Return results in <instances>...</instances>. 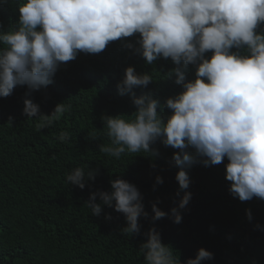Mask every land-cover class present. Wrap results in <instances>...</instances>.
<instances>
[{
	"label": "clouds",
	"instance_id": "9594fccd",
	"mask_svg": "<svg viewBox=\"0 0 264 264\" xmlns=\"http://www.w3.org/2000/svg\"><path fill=\"white\" fill-rule=\"evenodd\" d=\"M18 10V27L0 29V45H4L0 47V98L26 86L23 114L37 119V131L52 127L68 110L61 102L44 114L31 99L34 91L53 83L62 63L80 53L99 54L110 42L139 34L135 44L125 42V46L149 65L170 58L174 67L166 78L174 76L182 91L165 98L164 106L172 110L165 118L157 111L159 99L136 96L133 91L147 87L153 75L126 67L117 89L121 95H132L135 111L130 118L102 117L109 143L99 144V151L119 160L126 153L156 158L160 155L154 147L157 141L177 149L171 164L179 169L175 179L185 190L171 209L177 224L192 196L187 191L186 168L197 163L219 165L226 157L230 194L241 202L264 200V30H257L264 25V0H23ZM209 52L211 56H206ZM189 65L195 67L194 79L187 78ZM70 137V132L61 131L57 139L69 142ZM95 175L94 169L76 167L66 174L65 182L84 189L86 180H94ZM162 183L156 175L155 184ZM110 186V191L90 193L85 204L91 214L100 216L103 206L114 208L126 220L122 234L140 235L139 218H147L148 212L139 188L119 177ZM157 203L151 205L153 227L144 233L147 239L140 251L145 264H180L154 226L168 215ZM246 215L252 219L250 209ZM213 258L211 251L201 247L184 264H203Z\"/></svg>",
	"mask_w": 264,
	"mask_h": 264
},
{
	"label": "trees",
	"instance_id": "16d2710c",
	"mask_svg": "<svg viewBox=\"0 0 264 264\" xmlns=\"http://www.w3.org/2000/svg\"><path fill=\"white\" fill-rule=\"evenodd\" d=\"M19 2L23 0L0 3V29L18 27ZM257 30H264V25ZM138 36L110 42L99 54L80 53L61 64L53 83L31 94L44 114L61 102L69 106L50 128L37 131V119L23 114L26 86L0 98V264H145L140 244L153 227L151 205L157 201L168 215L154 226L180 264L194 258L201 247L214 254L203 264H264V200L241 202L230 194L226 157L219 165L186 168L192 196L177 224L171 209L185 191L175 179L179 169L171 164L177 149L157 141L158 157L126 153L119 160L99 151V144L109 143L102 117L130 118L135 111L132 95H121L117 89L126 67L153 75L152 83L133 91L159 99L157 111L165 118L172 111L164 106L165 98L182 91L174 76L166 78L174 67L170 58L149 65L125 46L135 44ZM186 75L194 79L195 67L189 65ZM61 131L71 133L69 142L57 139ZM76 167L96 170L84 189L65 182ZM158 174L163 183L157 185ZM118 177L134 183L143 195L148 217L139 218L140 235L122 234L126 220L114 208L103 206L101 215L94 216L85 204L91 192L110 191V181ZM246 209L252 212L251 220Z\"/></svg>",
	"mask_w": 264,
	"mask_h": 264
}]
</instances>
